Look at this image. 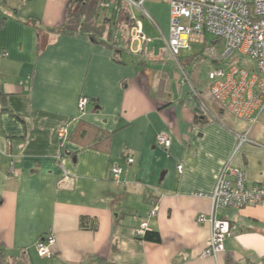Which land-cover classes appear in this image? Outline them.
<instances>
[{"label":"crops","instance_id":"crops-1","mask_svg":"<svg viewBox=\"0 0 264 264\" xmlns=\"http://www.w3.org/2000/svg\"><path fill=\"white\" fill-rule=\"evenodd\" d=\"M72 1L0 3V264H264V202L214 210L209 197L226 164L250 183L264 181V112L252 123L211 96L204 68L214 64L201 51L215 37L181 52L191 84L184 83L165 40L168 3L145 0L152 19L127 6L151 41L133 51L123 27L116 54L88 32L57 30L70 20ZM105 16L114 22L117 14L95 16L102 38L111 25ZM82 96L90 101L80 110ZM78 123L95 128L90 140L114 133L109 143L85 146ZM61 126L69 130L63 141L54 133ZM161 132L171 137L168 149L157 144ZM114 166L123 167L122 183ZM65 175L72 179L61 187ZM211 217L235 227L225 251L203 257ZM144 221L160 242L133 235ZM49 232L52 254L41 257L37 242Z\"/></svg>","mask_w":264,"mask_h":264},{"label":"built area","instance_id":"built-area-1","mask_svg":"<svg viewBox=\"0 0 264 264\" xmlns=\"http://www.w3.org/2000/svg\"><path fill=\"white\" fill-rule=\"evenodd\" d=\"M4 0H0L2 3ZM145 0H104L101 10H111L118 14L120 5L127 4L135 8L143 17L151 18L145 9ZM170 5V28L166 44L172 56L182 69V82L190 83L189 73L180 64V54L184 49H191L190 40L202 41L206 34L215 37L216 43H207L202 51L203 58L214 64L209 71L211 96L232 115L254 123L260 113L264 112V0H163ZM133 26L124 24L115 38H121L123 27L129 29V49L141 52L151 38L143 31L142 20L131 14ZM138 47L133 48V42ZM7 53H4L6 55ZM250 59V61L248 60ZM90 99L82 96L79 109L83 110ZM204 110L206 109L203 104ZM55 137L63 141L69 135L68 126L55 130ZM246 139V136L244 137ZM168 133L161 132L157 136V144L165 149L171 146ZM133 163L134 158H128ZM10 172L17 173L14 161H11ZM182 172L183 165H178ZM122 166L112 167L113 179L122 183ZM68 175L60 179L59 185L66 186ZM213 209L219 207L242 208L264 202V181L250 183L244 170L226 164L218 179L213 193L209 194ZM157 214V204L149 212L153 217ZM200 222L207 220L204 214L198 217ZM212 233L209 245L202 252L203 257H217L225 251V240L231 235L234 225L228 220L209 219ZM147 222L133 229L134 236L145 234ZM55 242L53 232L38 240L37 249L41 257L52 254L51 245Z\"/></svg>","mask_w":264,"mask_h":264},{"label":"trees","instance_id":"trees-1","mask_svg":"<svg viewBox=\"0 0 264 264\" xmlns=\"http://www.w3.org/2000/svg\"><path fill=\"white\" fill-rule=\"evenodd\" d=\"M104 0H88V2H84V0H76L70 3V20L66 22L63 26L57 28L58 31L68 32V33H76V32H88L91 34L92 38L95 41H99V39L108 43L112 48L115 49L116 54L121 53L122 47L119 45V40L115 38L116 32L122 28L124 24L129 26H133L134 19L131 16V12L127 7V4L122 3L120 5V11L117 14L116 20L113 22L112 17L104 18V22L111 23L109 26V30L107 32V37L102 38L105 34V26H98L94 24V18L99 13L100 4ZM77 14V15H74ZM87 15V19L85 21H81V15ZM80 25V26H78ZM113 26V27H112ZM206 106V105H205ZM225 109L224 107H222ZM80 122V121H79ZM75 133H78L77 140L85 146L91 147H100V144L109 143L112 134L114 131L109 132L107 134H99V138L96 141L95 139L90 140V136L92 134H96L95 128L88 124H80L78 123ZM89 140V142L87 141ZM82 226L84 228H89L88 224H86L85 218H82ZM96 229V226L93 227ZM144 240L160 242L161 236L160 233L156 230H146L145 234L142 236H137ZM1 256V253H0Z\"/></svg>","mask_w":264,"mask_h":264},{"label":"rangeland","instance_id":"rangeland-1","mask_svg":"<svg viewBox=\"0 0 264 264\" xmlns=\"http://www.w3.org/2000/svg\"><path fill=\"white\" fill-rule=\"evenodd\" d=\"M136 11L138 12V10H136ZM137 12H136V13H137ZM207 36L210 37V38H213V37H214V36L211 35V34H208ZM161 39H163V38H161ZM193 40H194V38H192L190 41H191V46H193L194 50L197 49V48H200L201 46L203 47L202 44L194 43L195 41H193ZM190 50H191V49H190ZM190 50H188V49H184V50H182V52H184V53L186 54V53L189 52ZM248 60L250 61L249 58H248ZM212 69H213V68H212ZM209 70H210V68H207V67L204 68V75L207 76L208 78H209Z\"/></svg>","mask_w":264,"mask_h":264}]
</instances>
